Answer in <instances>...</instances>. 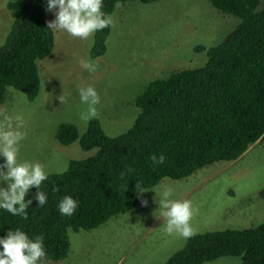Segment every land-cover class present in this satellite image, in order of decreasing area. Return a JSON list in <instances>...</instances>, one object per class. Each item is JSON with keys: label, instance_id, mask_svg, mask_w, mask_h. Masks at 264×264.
<instances>
[{"label": "trees", "instance_id": "16d2710c", "mask_svg": "<svg viewBox=\"0 0 264 264\" xmlns=\"http://www.w3.org/2000/svg\"><path fill=\"white\" fill-rule=\"evenodd\" d=\"M158 1L103 0L102 10L112 15L119 4ZM210 3L238 24L216 45L189 46L195 56L205 57L201 63L196 59L193 67L151 80L135 98L136 116L123 133L108 136L97 118L87 123L82 135L72 123L59 124L54 139L60 146L78 142L80 149L93 154L69 160L66 172L42 182L48 197L43 207L37 206L36 189L30 188L27 220L0 209V236L16 227L30 237L43 234V259L62 261L70 252L71 232L96 229L136 207V181L147 190L163 178H186L214 163L235 161L256 143L264 144V0ZM7 9L13 18L0 45V107L8 88L30 101L37 97V63L50 57L54 46L45 0L8 1ZM111 26L94 34L91 58L105 53ZM160 153L165 161L153 165L149 156ZM63 195L79 201L71 216L57 210ZM258 196L264 199V189ZM221 257L237 258L238 264H264V222L193 235L166 264H204Z\"/></svg>", "mask_w": 264, "mask_h": 264}, {"label": "rangeland", "instance_id": "374dc122", "mask_svg": "<svg viewBox=\"0 0 264 264\" xmlns=\"http://www.w3.org/2000/svg\"><path fill=\"white\" fill-rule=\"evenodd\" d=\"M8 1L13 0H0V45L13 18ZM112 18L102 56L91 58L87 41L53 31L52 55L37 63V97L30 101L7 89L0 121L4 114L22 118L26 136L20 143V159L37 160L55 170L69 160L91 156L94 151H83L78 142L64 147L54 139L61 123L74 124L80 135L86 130L80 120L79 87H95L100 97L96 118L108 136H117L131 126L137 113L135 98L151 80L201 63L205 57L195 56L189 46L216 45L238 24L214 9L210 0L128 2L119 4ZM86 57L98 65L95 72L81 67ZM0 186L6 187L2 182ZM160 186L172 187L173 199L191 201L195 235L255 227L264 222V199L258 196L264 189V144L256 143L235 161L214 163L186 178H163L150 189ZM154 196L151 191L140 193L131 211L96 229L71 232L68 256L59 262L42 258L40 264H166L187 239L163 231ZM29 198L28 191L25 200ZM142 199L148 201L146 206ZM238 263L237 258L221 257L204 264Z\"/></svg>", "mask_w": 264, "mask_h": 264}, {"label": "clouds", "instance_id": "9594fccd", "mask_svg": "<svg viewBox=\"0 0 264 264\" xmlns=\"http://www.w3.org/2000/svg\"><path fill=\"white\" fill-rule=\"evenodd\" d=\"M102 8L103 0H45V10L54 14V19L47 22V29L87 41L88 48L91 49L95 43L94 34L113 24L112 15ZM81 67L92 73L97 70L98 65L93 59L86 57L81 60ZM77 94L79 104L83 106L80 120L86 126L97 117L100 97L92 85L79 87ZM25 136L22 118L19 115L4 114L0 121V182L6 187L0 186V209L27 220V209L33 198L37 206L43 207L47 203V193L41 190L42 182L50 175H62L67 171V164L51 170L46 169L40 161L20 159V143ZM165 158L163 153L149 156L153 165L162 164ZM128 171L131 172L132 169ZM30 188L36 189L35 196L25 200ZM135 190L137 194L147 191L155 194L153 202L158 205L155 211L163 219L162 227L166 234H175L185 239L195 235L190 223L193 215L191 201L173 199L174 189L170 186L144 190L136 181ZM147 203V200H141L142 206ZM78 204L79 201L72 196L63 195L57 202V210L62 216H71ZM67 230L71 232L70 228ZM46 255L43 234L30 237L16 227L9 228L0 236V264H40Z\"/></svg>", "mask_w": 264, "mask_h": 264}]
</instances>
